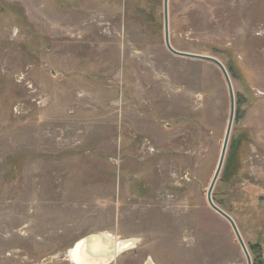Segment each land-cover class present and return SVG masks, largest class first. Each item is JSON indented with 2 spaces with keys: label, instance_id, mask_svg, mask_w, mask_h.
Masks as SVG:
<instances>
[{
  "label": "rangeland",
  "instance_id": "1",
  "mask_svg": "<svg viewBox=\"0 0 264 264\" xmlns=\"http://www.w3.org/2000/svg\"><path fill=\"white\" fill-rule=\"evenodd\" d=\"M170 42L220 61L235 117L214 203L264 264V0H169ZM231 112L215 64L165 45L164 0H0V264H248L208 204Z\"/></svg>",
  "mask_w": 264,
  "mask_h": 264
},
{
  "label": "water",
  "instance_id": "2",
  "mask_svg": "<svg viewBox=\"0 0 264 264\" xmlns=\"http://www.w3.org/2000/svg\"><path fill=\"white\" fill-rule=\"evenodd\" d=\"M168 1L169 0H164V19H165V45L167 47V49L175 56L178 57H184V58H189V59H195V60H202V61H207L210 63L215 64L217 67H219V69L222 71V73L225 76L228 88H229V92L231 95V112H230V118H229V123H228V127L226 130V134H225V139L223 142V147H222V151H221V155H220V160H219V164L218 167L216 169V172L214 174V177L212 179V182L209 186L208 192H207V201L209 206L216 212L218 213L220 216H222L225 220H227L229 222V224L231 225L239 243L240 246L247 258L248 264H252V259L250 256V253L247 249V246L245 245L239 229L235 223V221L226 213L224 212L221 208H219L213 201V197H212V193L214 190V187L218 181V178L221 174L223 165H224V160H225V156H226V152H227V147H228V142L230 139V134H231V130H232V125L234 122V117H235V101H234V91H233V86H232V82L231 79L229 77V74L227 73L226 69L224 68L223 64L218 61L217 59L213 58V57H209V56H201V55H195V54H190V53H185V52H180L177 51L173 48V46L171 45L170 42V32H169V16H168ZM122 254V253H121ZM120 254V255H121Z\"/></svg>",
  "mask_w": 264,
  "mask_h": 264
},
{
  "label": "bare ground",
  "instance_id": "3",
  "mask_svg": "<svg viewBox=\"0 0 264 264\" xmlns=\"http://www.w3.org/2000/svg\"><path fill=\"white\" fill-rule=\"evenodd\" d=\"M136 244L134 239L115 240L109 234L89 235L79 240L67 257L72 264H112L121 253L134 249Z\"/></svg>",
  "mask_w": 264,
  "mask_h": 264
}]
</instances>
